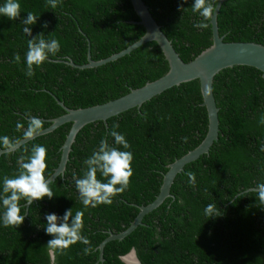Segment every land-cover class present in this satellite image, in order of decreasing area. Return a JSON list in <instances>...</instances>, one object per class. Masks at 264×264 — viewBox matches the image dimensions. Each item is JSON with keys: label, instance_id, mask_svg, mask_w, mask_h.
Listing matches in <instances>:
<instances>
[{"label": "trees", "instance_id": "obj_1", "mask_svg": "<svg viewBox=\"0 0 264 264\" xmlns=\"http://www.w3.org/2000/svg\"><path fill=\"white\" fill-rule=\"evenodd\" d=\"M143 1L183 61L211 45L209 20L205 29L193 26L202 20L192 11L194 0ZM5 2L0 0V6ZM18 2L21 19L0 15V137L14 144L25 137L30 116L40 118L45 128L52 118L65 113L58 101L69 108L103 103L168 69L153 40L95 67L68 63H86L88 52L94 60L107 57L143 35L144 27L136 22L139 17L130 0H59L55 9L48 0ZM28 12L38 16L33 25L21 23ZM216 19L224 41L264 44V0H223ZM25 27L31 35L24 32ZM35 36L57 39L61 47L55 56L34 66V75L29 77L27 41ZM16 53L21 57L19 63L12 62ZM212 91L218 107L217 139L175 175L172 196L146 213L142 223L122 239L105 243L102 260L98 245L110 232L129 226L139 206L158 194L168 164L204 138L208 116L198 79L173 85L106 121L82 126L70 146L64 171L50 185L54 196L34 200L27 209L21 207V214L26 211L27 215L17 227H5L0 221V264H127L121 256L132 248L141 264H264V204L251 191L264 183V75L249 65L226 67L215 74ZM114 123L119 124L116 131L124 134L129 149L115 145L107 135ZM70 125L62 123L13 150L1 151L0 190L3 177L18 174L19 157L29 156L33 145L47 148L45 175L49 177L59 163ZM106 136L110 145L133 153V175L128 189L114 197L111 205L85 207L73 174L83 176L87 170L84 160ZM5 148L0 144V150ZM187 172L195 174L194 185ZM97 178L106 182L99 172ZM25 203L20 201L22 206ZM210 203L217 205L221 215H205ZM68 209L73 216L77 211L84 213L82 235L92 246L88 255L83 253L88 245L80 242L63 250L47 244L53 237L45 231L46 214L62 217Z\"/></svg>", "mask_w": 264, "mask_h": 264}, {"label": "clouds", "instance_id": "obj_2", "mask_svg": "<svg viewBox=\"0 0 264 264\" xmlns=\"http://www.w3.org/2000/svg\"><path fill=\"white\" fill-rule=\"evenodd\" d=\"M51 8L55 9L59 0H48ZM192 11L199 13L202 20L194 22V27L205 29L214 11V0H194L192 3ZM21 5L18 0H6L0 6V15L6 16L10 20L20 18ZM21 19V18H20ZM38 16L32 12H28L27 16L21 20L24 25H33L37 22ZM46 26V25H45ZM27 35H31V29L24 28ZM60 43L57 39L45 40L42 36L37 39L36 36L27 41V52L25 55L27 71L26 75L31 77L34 75V66L42 65L49 56H55L60 51ZM87 54V62H88ZM91 58V56H90ZM105 58V57H104ZM92 59V58H91ZM20 54L16 53L13 57L14 63H19ZM94 60V59H92ZM71 60H68V63ZM73 62V61H72ZM86 62V63H87ZM71 64V63H69ZM85 64V63H83ZM78 68L82 64H71ZM95 67V66H93ZM146 116V113L144 114ZM43 121L36 117L30 116L28 127L24 132L27 137H32L38 133L43 127ZM264 123V119L261 120ZM18 128L21 125L18 123ZM119 128L118 123H114L107 135L114 138V144L120 145L123 149H129L131 145L126 140L124 134L116 131ZM185 142L187 137L182 138ZM0 144L6 147L14 145V141L8 137H0ZM264 151V148L261 149ZM133 153L131 151L120 150V148L109 144L107 136L100 140L98 148L93 151L92 155L84 160L87 170L82 177H76L73 174L75 187L78 190L82 204L85 207H96L100 204L111 205L113 198L119 194H123L129 187L130 178L133 175L132 161ZM18 174L12 177L4 176L2 181V190H0V204H2L3 212L0 213V221L3 226H19L23 223L25 215L21 214V207L27 209L32 206L34 200H41L44 197L51 199L54 196L50 185L53 179H49L45 175L47 169V148L43 145H33L31 154L27 157L21 156L18 159ZM104 178L106 182L97 178V173ZM189 177V183L195 184V174L192 172L185 173ZM261 204H264V183L258 184L255 189ZM26 203L22 206L21 200ZM216 204H208L205 208V215L209 218L219 216ZM45 231L53 238L47 244L55 249H67L71 245L80 242L88 247L83 249V253L88 255L92 252L90 240L82 235L84 228V213L77 211L73 216L71 209L65 211L63 216H57L55 213L46 214Z\"/></svg>", "mask_w": 264, "mask_h": 264}, {"label": "water", "instance_id": "obj_3", "mask_svg": "<svg viewBox=\"0 0 264 264\" xmlns=\"http://www.w3.org/2000/svg\"><path fill=\"white\" fill-rule=\"evenodd\" d=\"M132 7L139 17L136 21L144 27L143 35L128 45L124 49L115 52L105 58L92 60L88 55V62L80 67H93L112 61L136 48L147 41L153 40L160 47L168 64L167 71L160 77L147 81L143 85L132 88L127 93L107 100L103 103L90 105L87 107L69 108L61 101L58 103L65 109V113L51 119V123L39 130L32 137L25 136L17 141L13 146L0 150H13L21 143L34 138L37 135L52 131L57 126L65 122H71L69 131L61 146L60 160L49 179H54L65 168L70 146L75 135L82 126L95 121L106 119L134 106H139L142 102L159 94L163 90L178 85L181 82L198 79L202 96V104L205 106L208 116L207 131L201 142L193 149L187 151L181 157L168 164V169L164 173L159 192L156 197L146 205L139 206V212L124 230L109 235L98 245L99 259L102 260V249L105 243L112 239H122L142 223L143 216L156 208L170 193V186L175 175L182 170L183 166L198 158L202 153L209 150L210 145L218 136V107L212 91V82L215 74L221 69L234 65H249L257 68L264 75V44L253 41H224L223 36L218 33L217 13L223 0H217L215 11L209 19L211 24L212 42L211 45L203 49L189 61H183L172 46L171 41L161 30L160 25L153 18L148 6L143 0H130ZM69 63L73 64L72 61ZM134 256V263L126 261L127 254ZM51 257L53 255L51 254ZM122 261L127 264H141L132 248L129 252L121 256Z\"/></svg>", "mask_w": 264, "mask_h": 264}, {"label": "bare ground", "instance_id": "obj_4", "mask_svg": "<svg viewBox=\"0 0 264 264\" xmlns=\"http://www.w3.org/2000/svg\"><path fill=\"white\" fill-rule=\"evenodd\" d=\"M126 261L134 263V256L130 253L125 256Z\"/></svg>", "mask_w": 264, "mask_h": 264}]
</instances>
